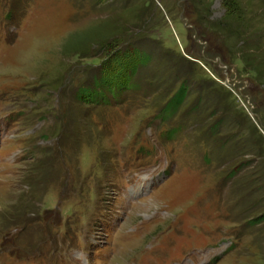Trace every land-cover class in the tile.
<instances>
[{"label": "rangeland", "instance_id": "374dc122", "mask_svg": "<svg viewBox=\"0 0 264 264\" xmlns=\"http://www.w3.org/2000/svg\"><path fill=\"white\" fill-rule=\"evenodd\" d=\"M232 12L0 0V264H264V17L222 35Z\"/></svg>", "mask_w": 264, "mask_h": 264}, {"label": "trees", "instance_id": "16d2710c", "mask_svg": "<svg viewBox=\"0 0 264 264\" xmlns=\"http://www.w3.org/2000/svg\"><path fill=\"white\" fill-rule=\"evenodd\" d=\"M227 2H228V4H230L232 6V11H233L230 19L228 20V23H230V22L233 23L236 28H233V30H231V28L229 29L227 27L226 28L223 27L224 30L222 29L223 30L221 33L222 35H226V34L231 33L232 36L234 34V36L248 39L249 37H252V35H254V34H255V36H259L260 34H262L263 29H261V28L259 29L258 27H254L252 24L256 23L254 20L258 21L257 18H259L261 14L264 17V0H260L261 6H260V9L258 8L259 12H258L257 8L256 9L254 8L255 10L251 8L252 0L246 1L245 3L243 2V0L242 1L241 0H227ZM243 3H244V5H243ZM223 24H224L223 26L227 25L225 23H223ZM250 28H252V30ZM211 29L212 28L209 27L208 25L207 26L204 25V27L202 29H199L200 32H198V34H199L198 36L201 37L202 39H206V41L211 39V36L209 35V34H211L210 33ZM222 40H223V38H221V39L219 38L217 41L215 38L214 41L212 42V45H213V43L217 42L214 44V45L217 44V47H216V48H218L217 53H219V52H221V54L227 53L225 51V48L229 49V51H232L233 46L229 45L227 43V41L224 42V40L223 41ZM247 46L248 45H246V50H244V51L242 50L243 51L242 62L244 61L246 66L251 65L253 67L254 72H256V73H258V75H260L259 81L262 82L261 78H264V58L261 56V51L264 50V46L262 44H258L256 47H254L255 46L254 45L253 47L257 52L254 55L247 51V49H248ZM255 50H253V51H255ZM221 54L219 53V55H221ZM122 55L124 56V53ZM122 55L116 56L114 58V60L122 61V59H123ZM220 57L222 60L225 61L224 55L223 56L221 55ZM146 58H147V56L145 55V57H142V60L146 59ZM249 58H252V60H249ZM252 62H257V64L254 65V63H252ZM251 66L249 67V69L251 68ZM104 80L105 79H102L99 82L103 83ZM261 82H259V83H261ZM96 84L98 86L99 83H96ZM101 86L102 85L98 86V89L100 91V93H98L99 96L96 97V95L94 94V99L92 101H94L96 99L95 103L107 104L109 102L107 99L108 97L104 96L103 91L101 90V88H102ZM253 86L257 89L260 88L258 84H253ZM106 87L115 88L116 90H118V91H116V94H117V98L115 99L116 102H118V101L120 102L119 98L121 97V95H119V94H122V92L125 89H127L126 86L124 87L120 84L119 85L117 84L114 87L108 83ZM82 93H83V89L80 90V96ZM183 93H184V91L180 90V92L178 94H176L175 97H173V99L163 108L165 115H169L175 111L176 106L181 102V100L183 98ZM100 95H101V97H100ZM175 100H177V101H175ZM171 103H172V105H175L172 108V111H170V109H169V106Z\"/></svg>", "mask_w": 264, "mask_h": 264}]
</instances>
